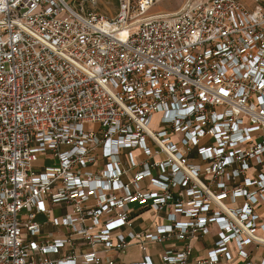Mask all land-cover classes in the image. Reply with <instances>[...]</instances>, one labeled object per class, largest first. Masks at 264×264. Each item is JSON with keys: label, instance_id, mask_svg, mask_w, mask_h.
I'll use <instances>...</instances> for the list:
<instances>
[{"label": "built area", "instance_id": "2783aa9c", "mask_svg": "<svg viewBox=\"0 0 264 264\" xmlns=\"http://www.w3.org/2000/svg\"><path fill=\"white\" fill-rule=\"evenodd\" d=\"M116 1L0 0V264H264V0Z\"/></svg>", "mask_w": 264, "mask_h": 264}, {"label": "rangeland", "instance_id": "374dc122", "mask_svg": "<svg viewBox=\"0 0 264 264\" xmlns=\"http://www.w3.org/2000/svg\"><path fill=\"white\" fill-rule=\"evenodd\" d=\"M132 4L135 5L138 0H131ZM186 0H162L158 2L154 7H152L149 10V14H156V11L160 9V12L162 9L164 10H178L182 4ZM97 11L98 13L107 16V17H115L118 12V2L116 0H97ZM158 12V13H160ZM135 157L138 156V152H134ZM134 257H136V254L133 253Z\"/></svg>", "mask_w": 264, "mask_h": 264}, {"label": "crops", "instance_id": "0c3cea01", "mask_svg": "<svg viewBox=\"0 0 264 264\" xmlns=\"http://www.w3.org/2000/svg\"><path fill=\"white\" fill-rule=\"evenodd\" d=\"M248 8H253V5H254V3H253V1L252 0H241ZM264 6V5H263ZM162 11H164V12H166V13H174V12H176L177 10H164V9H162ZM158 12H160V9H158L157 11H156V13H158ZM132 208V207H131ZM149 219V214H146V215H142V217H138V218H136V220H137V227L138 228H140L141 227V225H139V224H143V225H145L146 224V221ZM142 221L144 222V223H142ZM205 249L203 248V249H197V246H196V248H195V251H196V253H202V251H204ZM133 253H135L136 254V257H134V255H132ZM138 257H139V254H138V251H137V249L136 248H131V249H129L128 250V253L125 255V256H123V258H122V260L125 262V263H129V262H131V261H134V260H136V259H138Z\"/></svg>", "mask_w": 264, "mask_h": 264}, {"label": "bare ground", "instance_id": "6f19581e", "mask_svg": "<svg viewBox=\"0 0 264 264\" xmlns=\"http://www.w3.org/2000/svg\"><path fill=\"white\" fill-rule=\"evenodd\" d=\"M166 12H160V13H156V14H149V11H147V13L144 15V17H151L153 15H161V14H165Z\"/></svg>", "mask_w": 264, "mask_h": 264}]
</instances>
